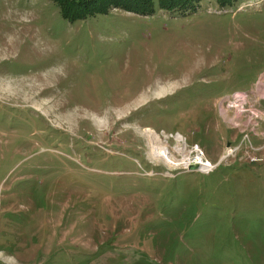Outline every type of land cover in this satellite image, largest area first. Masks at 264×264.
Returning a JSON list of instances; mask_svg holds the SVG:
<instances>
[{
    "label": "rangeland",
    "instance_id": "obj_1",
    "mask_svg": "<svg viewBox=\"0 0 264 264\" xmlns=\"http://www.w3.org/2000/svg\"><path fill=\"white\" fill-rule=\"evenodd\" d=\"M158 6L0 0V264H264V0Z\"/></svg>",
    "mask_w": 264,
    "mask_h": 264
},
{
    "label": "trees",
    "instance_id": "obj_2",
    "mask_svg": "<svg viewBox=\"0 0 264 264\" xmlns=\"http://www.w3.org/2000/svg\"><path fill=\"white\" fill-rule=\"evenodd\" d=\"M62 13V17L70 22L83 20L95 14L106 13L108 7L139 15L152 14L156 0H53ZM191 0H157L160 9L173 10L184 7Z\"/></svg>",
    "mask_w": 264,
    "mask_h": 264
},
{
    "label": "bare ground",
    "instance_id": "obj_3",
    "mask_svg": "<svg viewBox=\"0 0 264 264\" xmlns=\"http://www.w3.org/2000/svg\"><path fill=\"white\" fill-rule=\"evenodd\" d=\"M150 141V140H149ZM179 142H181V140H179ZM152 143V144H151ZM150 150L151 153L153 154L155 159H160L162 158L163 161L172 169H175L179 166V164H177V162L175 161V159L170 155V153H168V151L166 150V148L161 147V146H156L153 144V142L150 141ZM200 162L199 165H201L202 168H204L205 166L202 165V161L201 159H199Z\"/></svg>",
    "mask_w": 264,
    "mask_h": 264
}]
</instances>
